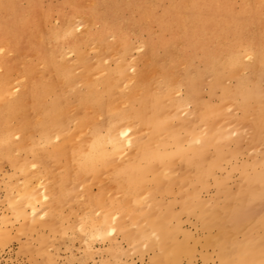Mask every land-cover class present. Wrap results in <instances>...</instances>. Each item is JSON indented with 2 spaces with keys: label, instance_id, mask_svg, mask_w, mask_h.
I'll return each mask as SVG.
<instances>
[{
  "label": "rangeland",
  "instance_id": "obj_1",
  "mask_svg": "<svg viewBox=\"0 0 264 264\" xmlns=\"http://www.w3.org/2000/svg\"><path fill=\"white\" fill-rule=\"evenodd\" d=\"M119 1L0 0V130L10 138L0 154L9 148L25 166L0 155V264H264V0H232L215 23L190 19L195 0H142L144 10ZM143 109L170 115L182 135L209 112L229 135L205 158L172 161L165 179L146 172L141 194L160 204L152 243L125 214L123 234H88L86 196L125 202V161L137 149L96 172L84 171V155ZM137 132L147 139L151 128ZM46 185L66 191L54 210Z\"/></svg>",
  "mask_w": 264,
  "mask_h": 264
},
{
  "label": "bare ground",
  "instance_id": "obj_2",
  "mask_svg": "<svg viewBox=\"0 0 264 264\" xmlns=\"http://www.w3.org/2000/svg\"><path fill=\"white\" fill-rule=\"evenodd\" d=\"M231 1L232 0H195L193 7H192V11L190 13V19L200 20V21L204 20L207 23H215L213 18L216 16H219L220 11L222 9L228 8ZM132 4H136L141 10H144L142 0H120L119 1L121 10H127L128 7L131 6ZM123 68L124 67L122 64H119L117 67L118 70H123ZM48 89H49V86H46L45 89L42 91L41 95L46 93ZM35 91L36 90H34L33 94L35 93ZM7 92H8V86H5L4 90L0 91V100H2L3 95ZM41 95L39 94V96L36 99L40 98ZM15 104L13 107H11V109H15ZM143 112H144V109L143 111L136 110L134 111V113L129 114V116L133 118L131 127L122 128L121 130H116V128H110L107 134L103 138L95 137L88 148L87 155H84V160L82 162V165H85L84 171L85 172H96L100 169L113 165V161L116 158L124 157V151L128 147H135L137 149L136 150L137 153L135 154V157H131V159L126 158V161H125L126 163L125 169L128 170L127 173H123V176H122V177L128 176V178H126L123 182L124 183L123 186L126 189L125 191H128L127 199L125 202H121V203L110 202L109 204H104V202L102 201V194H99L96 196H92V195L88 197L86 196V202L84 203V205L86 206H83L82 208L86 207L85 209L89 213L86 212L85 215H83L82 219L85 225V227L84 226L83 227L85 228L86 231H88L86 232L88 234L90 233L91 235L92 234L94 235L95 233L96 235L98 234L97 236H99V238H102V236L103 238L105 236H106L105 238H107L108 236L111 237V235H109V232H106V231L113 232L115 228H118L119 232L123 234L122 230L125 229V224L123 222L125 218L124 217V214H125L126 218L128 216V219L131 220V222L129 220L128 222L130 223L129 227H131L132 230L134 227L135 230L142 231L143 238L145 236L147 239H151L150 242L153 241V238L156 239L157 236L160 234L157 235L155 233L156 229L154 231V227L151 228L153 230L150 229L151 222H148V221H151L150 218L154 213L153 211L154 206L155 205L157 206L159 202L158 201L155 203L151 202L149 200V197L148 196L146 197L145 195L147 192L144 194H141V191L146 189L145 188L146 182L149 179L147 177L146 172H148L149 170H152L153 168L157 169L158 172H155L157 170L154 171L155 173L152 174L151 180L155 181L159 177H162L165 179V177H169L168 170H169V167L172 161L177 160V159H181L180 161H183V162L187 160L194 161L195 159L201 156L202 157L204 156L205 158V155L207 157V155L209 154L208 150L213 149L214 151L216 150L218 151L221 148L226 135L227 136L229 135L228 134L229 131L227 130V128H224L223 125H219V126L216 125L215 127L210 124V121L213 120V118H211V113L209 112H205V114L201 117L199 128L192 129V130L187 129L184 131L185 133L183 135L180 132H176L171 129L172 127L170 126L169 123L172 120V118L170 115H166L164 113L160 114L159 109H155L152 115L144 117L145 115H143ZM175 112H176L175 118L177 119L178 113L177 111ZM126 117L127 116H124L123 118H126ZM143 126L151 128V134L147 139H144L137 132V130ZM81 127H82V124H79L76 130H79ZM9 140L10 138L8 137V131L0 130V146L3 147L5 145L6 147V144L9 143ZM43 142L44 144L48 143L49 138L48 137L45 138ZM37 146H39V143L36 145V147ZM59 146H61V148L62 147L64 148L65 146H67V143L63 141ZM56 148H53L51 155H50V157L54 160L57 158V155H58L56 153L57 151ZM8 152H9V148H5V150H3L2 152V154L3 153L4 154L3 155L0 154V155H2L4 158L6 156H9ZM206 152H208V154ZM9 157H10L9 160H12L20 171L25 170V166L23 165V162H17L16 160L12 159L11 156ZM190 161L189 163L191 164ZM255 165L258 167L257 164ZM135 166H139V168L137 169ZM256 166H254L255 170L257 168ZM259 167L261 168V166ZM202 178L199 177V180ZM76 179H78V176L76 177ZM121 183L122 181L119 183V186L121 185ZM51 186L46 185L43 191V195L41 194L42 195L41 197H43L42 199L44 198L47 199V197H49V200H48L49 202L47 201L48 203L47 202L46 203L47 205H49L48 207H50V209L52 208L51 210H54L55 206L59 207L60 201L58 200H61L62 202V199L60 198L64 197V194L66 193V191H64L65 189H62V188L58 189L56 187V189L58 190L55 192L53 191L55 188L53 189L51 188ZM37 188H39V186ZM21 190L23 192H21ZM21 190H20L21 193H19L21 194V198H20L21 202L24 200V202L26 203V204L24 203V205L28 206L29 208V211H30L29 214L33 213L35 211L34 203H36L33 201L35 190L29 185L24 186V189H21ZM41 191L42 189L40 190V192ZM19 194H18V198H19ZM37 199H36L37 203L39 202L41 203V201H39V197ZM17 201L19 202V200ZM13 203L11 204V206L13 205ZM152 203H154L155 205H153ZM22 205H23V202H22ZM101 205L103 206L102 208H101ZM15 207L17 206L15 205ZM20 210H22V208L21 209L18 207L16 208V211L19 214H20ZM84 210L82 214L84 213ZM92 210H95V211L93 212ZM117 210L118 212H116ZM21 212H24V211H21ZM25 217L26 216L21 217V218H25ZM64 218H60V220L61 219L66 220V217ZM161 225L159 226L162 227L163 225L162 226ZM135 227H137V229ZM84 228H82V230H84ZM163 232H164V229H163ZM128 233H130V231ZM102 234H104L105 236ZM91 235L90 237H92L93 239L95 236H91ZM125 238H128V237L126 236ZM130 238H133V237H130ZM165 238H163V240L167 241V237ZM141 239L142 238L138 239V243ZM136 241L137 239L134 240V242L136 243L135 245H137ZM161 242H162L161 244H163L162 240ZM115 248L117 249V247Z\"/></svg>",
  "mask_w": 264,
  "mask_h": 264
}]
</instances>
